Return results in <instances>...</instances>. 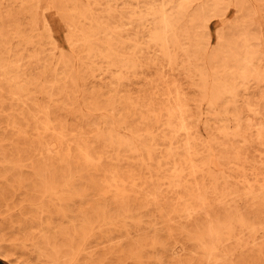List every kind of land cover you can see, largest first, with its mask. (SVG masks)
Here are the masks:
<instances>
[{
    "label": "rangeland",
    "instance_id": "rangeland-1",
    "mask_svg": "<svg viewBox=\"0 0 264 264\" xmlns=\"http://www.w3.org/2000/svg\"><path fill=\"white\" fill-rule=\"evenodd\" d=\"M0 264H264V0H0Z\"/></svg>",
    "mask_w": 264,
    "mask_h": 264
},
{
    "label": "bare ground",
    "instance_id": "bare-ground-1",
    "mask_svg": "<svg viewBox=\"0 0 264 264\" xmlns=\"http://www.w3.org/2000/svg\"><path fill=\"white\" fill-rule=\"evenodd\" d=\"M7 71V70H6ZM17 80V79H16ZM9 82V81H8ZM18 85V84H17ZM181 122H183V121H181ZM183 124V123H182ZM184 126V129H185V125H183ZM185 131H186V129H185ZM186 135H187V133H186ZM186 143H188L187 141H186ZM84 155H85V153H84ZM87 156V155H86ZM184 159V158H183ZM185 160V159H184ZM190 161V160H189ZM193 163V162H192ZM190 164V163H189ZM191 165H193V164H191ZM176 166V165H175ZM186 180V179H185ZM178 185V184H177ZM198 193V192H197ZM198 196H199V194H197ZM259 195V194H258ZM115 196V195H114ZM247 196V195H246ZM200 197V196H199ZM256 197H258V196H256ZM114 198V197H113ZM150 198H152V197H150ZM260 198V196L256 199V200H258ZM254 199V200H255ZM253 200V201H254ZM256 203V202H255ZM260 203H262V201H260ZM201 204H202V202H201ZM202 206H204V205H202ZM234 217H235V215H234ZM206 219V218H205ZM234 220V219H233ZM237 223V222H236ZM209 226V225H208ZM217 231H220L219 229L217 230ZM222 231V230H221ZM209 232H210V230H209ZM222 233V232H221ZM210 234V233H209ZM215 236V235H214ZM223 236H224V234H223ZM201 245V244H200ZM211 250V249H210ZM211 253V252H210ZM209 255H211V254H209Z\"/></svg>",
    "mask_w": 264,
    "mask_h": 264
}]
</instances>
